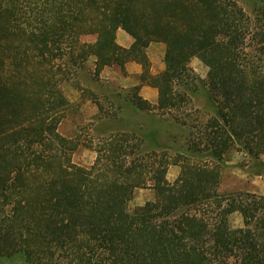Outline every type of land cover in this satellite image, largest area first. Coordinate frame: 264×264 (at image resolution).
<instances>
[{"label": "trees", "instance_id": "1", "mask_svg": "<svg viewBox=\"0 0 264 264\" xmlns=\"http://www.w3.org/2000/svg\"><path fill=\"white\" fill-rule=\"evenodd\" d=\"M258 2L252 21L237 0H0V257L264 264V195L219 191L220 164L232 148L247 151L264 173V0ZM118 28L133 37L129 47L117 42ZM153 41L166 44L165 69L141 79L158 88V107L176 106L179 85L191 90L189 59L199 54L210 66V116L193 125L199 133L189 129L183 149L158 143L175 149L173 159L167 150L143 149V140L162 136L157 130L130 143L127 133L105 129L93 164L75 163L58 130L69 102L64 83L90 57L96 69L124 67L133 54L146 64ZM140 85L129 104L149 111ZM170 163L181 167L174 181ZM148 182L156 197L131 209L134 189ZM233 212L242 226L231 225Z\"/></svg>", "mask_w": 264, "mask_h": 264}, {"label": "rangeland", "instance_id": "2", "mask_svg": "<svg viewBox=\"0 0 264 264\" xmlns=\"http://www.w3.org/2000/svg\"><path fill=\"white\" fill-rule=\"evenodd\" d=\"M165 1L167 2L163 0ZM237 2L245 16L254 21L260 6L258 0H237ZM260 23L262 20L254 24ZM247 37V42H250V36ZM81 38L88 40L93 37L82 35ZM130 39L133 42V37L125 29H117L116 40L120 45L129 47L132 43L128 42ZM165 49L166 44L163 41H153L146 48V59H142L146 64L137 58L139 56L133 54L124 67L113 64L96 69L93 62L95 58L90 57L85 70H81L75 76H70L71 78L64 83V92L69 102L65 107L58 130L69 139L71 156L75 163L83 166L93 164L97 157L93 145L105 129H116L127 133L130 143H136L137 139H142L141 135H148V132L157 130L162 136L154 139L149 134L153 140L149 138L143 140V149L159 152L163 149L167 150L172 159L176 155L175 149H183L187 144L189 129L193 127L196 134L199 133V128L195 129L193 125L201 124L211 114L206 105V86L204 85L210 66L199 54L191 56L189 65L196 75L195 82L189 85L191 90L179 85L176 89V106L172 109L159 108L158 88L142 82L141 77L143 74L146 76L147 73L157 74L165 69ZM136 85H140L137 89L138 95L151 102L149 111H138L129 104L127 97L135 93ZM149 89H154L156 95L151 96V93L147 92ZM193 89H196L195 92H191ZM182 121H186L187 124H183ZM159 142L175 149L159 148L157 146ZM160 155L151 157L158 159ZM261 159L264 161V153L261 154ZM257 169L254 159L247 151L238 146L232 148L220 164L219 191H250L264 195V173H257ZM180 170L179 164L170 163L167 172L168 180L174 181ZM155 197V190L150 183L145 187H137L133 191L129 207L132 209ZM230 222L232 226H242L241 214L233 212L230 215ZM0 264L27 263L23 256L18 254L11 257H0Z\"/></svg>", "mask_w": 264, "mask_h": 264}, {"label": "crops", "instance_id": "3", "mask_svg": "<svg viewBox=\"0 0 264 264\" xmlns=\"http://www.w3.org/2000/svg\"><path fill=\"white\" fill-rule=\"evenodd\" d=\"M129 43L130 42H132V40L130 39V41H128ZM127 42V43H128ZM127 45V44H126ZM143 90H144V88H143ZM147 90V89H146ZM147 92H149V93H151V96H154V95H156V91L154 90V89H149Z\"/></svg>", "mask_w": 264, "mask_h": 264}]
</instances>
